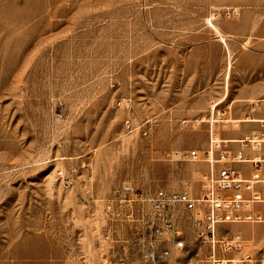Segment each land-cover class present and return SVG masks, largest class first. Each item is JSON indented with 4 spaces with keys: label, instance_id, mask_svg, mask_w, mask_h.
<instances>
[{
    "label": "rangeland",
    "instance_id": "1",
    "mask_svg": "<svg viewBox=\"0 0 264 264\" xmlns=\"http://www.w3.org/2000/svg\"><path fill=\"white\" fill-rule=\"evenodd\" d=\"M216 1L0 0V264H154L144 224L109 206L114 191L198 194L208 164L181 155L202 156L211 123L226 138L238 130L228 119L264 111V97L233 103L241 88L225 85L237 73L227 51L208 86H188L184 56L203 41L192 33L219 40L210 15L228 7ZM260 37L240 47L264 56ZM180 227L191 242L186 216ZM219 232L240 234L264 264V222ZM189 250L158 264H207V246Z\"/></svg>",
    "mask_w": 264,
    "mask_h": 264
},
{
    "label": "built area",
    "instance_id": "2",
    "mask_svg": "<svg viewBox=\"0 0 264 264\" xmlns=\"http://www.w3.org/2000/svg\"><path fill=\"white\" fill-rule=\"evenodd\" d=\"M239 14L231 8L214 10L210 20L237 18ZM259 123L264 127V119ZM127 125L134 131L129 121ZM213 126L212 123L209 126V142L201 157L196 151L181 155L183 160L208 164L198 194L189 190H137L127 183L116 189L108 200L109 206L116 205L123 210L128 221L144 224L139 242L148 262H170L175 252L189 253L191 246H207L208 254L202 260L207 264L253 263V255L246 250V241L240 234H221L219 231L222 226L264 222V215L256 209L257 204L264 203L260 191L264 186V155L252 157L244 151L261 152L264 132H255L240 140H225ZM234 143L243 150H233L230 145ZM243 164L251 166L249 177L238 167ZM138 213H141L139 219ZM182 216H186L191 224V242L180 227Z\"/></svg>",
    "mask_w": 264,
    "mask_h": 264
},
{
    "label": "crops",
    "instance_id": "3",
    "mask_svg": "<svg viewBox=\"0 0 264 264\" xmlns=\"http://www.w3.org/2000/svg\"><path fill=\"white\" fill-rule=\"evenodd\" d=\"M216 2L223 7L240 9V14L237 18H228L220 23V29L223 33L232 36V38H228L227 40L228 47H225L220 39L213 40L214 38H210L202 31H194L192 33V36H190L191 38L203 41L199 42L197 46L190 48L185 53L183 65L185 71L188 72V86H208L209 70L216 72V74L225 70V52L227 51L228 56H232V54L237 55L235 59V70L237 73L234 74L232 78L230 75L227 77L226 74L225 85L231 84L241 88L238 89L236 100L233 101V103L236 101H254V99L264 97V79L257 77L258 75L264 74V56H258L257 53L240 47L244 41V45L249 43L246 42L245 39H250V34L261 35V41L256 43V45L258 44L259 47H264V0H217ZM227 97L228 96L225 94L222 101H225ZM222 101H220V103ZM207 105L208 101H202L200 106L205 108ZM256 116L259 118H249L255 119V122H259L264 116V111L259 112ZM260 116H262V118H260ZM241 124H239V126ZM242 130V127H238V130H236L237 132L228 130L226 133L228 137L222 138L225 140H240L252 133L264 132V127L261 124H254L250 130ZM230 146L235 151L243 150L237 143L231 144ZM248 152L253 153V155L249 154L252 157L262 156L264 155V148L261 152L252 150H248ZM238 167H240V165H238ZM248 167L249 171L243 172L247 177L251 175V166L248 165ZM260 191L264 198V186L260 187ZM256 209L264 215V203L257 204Z\"/></svg>",
    "mask_w": 264,
    "mask_h": 264
},
{
    "label": "bare ground",
    "instance_id": "4",
    "mask_svg": "<svg viewBox=\"0 0 264 264\" xmlns=\"http://www.w3.org/2000/svg\"><path fill=\"white\" fill-rule=\"evenodd\" d=\"M210 26H212L213 30L216 33V36L224 43L225 46H227V38L231 37L230 35H225V33L222 32V30L217 27L216 25L212 24L213 20H209ZM246 45V44H245ZM217 105V104H216ZM231 107V106H229ZM263 120V119H262ZM262 120H260L259 122H261ZM228 122H232L237 128L239 127V124L243 123V122H255V119H251V118H247L244 120H227L226 124H228Z\"/></svg>",
    "mask_w": 264,
    "mask_h": 264
}]
</instances>
